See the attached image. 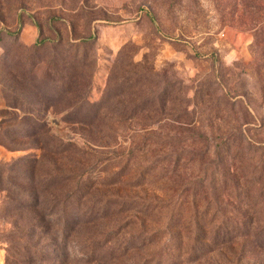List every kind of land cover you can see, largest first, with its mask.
Instances as JSON below:
<instances>
[{"label": "rangeland", "instance_id": "rangeland-1", "mask_svg": "<svg viewBox=\"0 0 264 264\" xmlns=\"http://www.w3.org/2000/svg\"><path fill=\"white\" fill-rule=\"evenodd\" d=\"M248 1L0 0V264H264L249 243L176 249L180 201L160 192L171 182L144 183L160 176L170 141L186 139L170 107L188 99L192 110L200 84L237 91L238 114L217 123L247 121V138L264 143V42ZM67 54L90 65L76 72L78 100L62 92ZM121 72L126 82L112 81ZM162 96L167 112H153ZM125 106L138 114L117 122ZM146 165L157 166L142 174Z\"/></svg>", "mask_w": 264, "mask_h": 264}, {"label": "trees", "instance_id": "trees-1", "mask_svg": "<svg viewBox=\"0 0 264 264\" xmlns=\"http://www.w3.org/2000/svg\"><path fill=\"white\" fill-rule=\"evenodd\" d=\"M246 7L252 18L256 20V24L260 25L258 27L260 32L256 33V45H259L264 42V0H249ZM45 42L46 39L42 40L40 44ZM66 57L69 58V61H59L63 69L62 92L67 93L71 99L78 100V89L83 86L85 81H78L76 72L79 68L89 70L90 65L85 63L80 65L77 61L78 55L67 54ZM36 65V63H32L31 66L36 67ZM52 65L57 66V62H52ZM263 66L264 62L261 61L258 63L257 69L264 70ZM89 73L86 71L85 75L89 76ZM110 75H113V70ZM33 77L35 78V76ZM257 77L264 89V71L258 72ZM127 79L125 73L121 72L120 75L114 76L112 81L116 80L119 84H124ZM209 84L211 86L208 85V88L207 86L203 87V84L197 86L192 110L189 109L188 99H185L187 103L184 100L179 102L176 100L175 107H170L173 111L171 113L173 119L179 122L177 134L180 137L186 135V139L170 141V146L175 151L168 154V158H166V154H163L157 160L162 169L160 176L157 175L154 179L152 174L144 183L150 184L155 180L159 183L162 181L166 185L165 181L171 182L172 187L163 186L160 188V192L165 194L167 190H170L173 200L180 201L177 213L179 218L175 221V227L179 233L177 234L176 249H183L196 242L215 247L249 243L264 249V217L257 218L247 214L251 210L259 209L264 212V143H260L261 140L257 141L256 135L251 136L253 139L247 138L245 133L253 130L248 126L246 127L247 131L243 130L242 126L248 123L247 121L240 122L236 118L225 123H217L221 115L238 114L236 111L238 100L235 98L239 93L229 89L218 95L216 90L215 92L211 90L212 83ZM88 96L87 91V99ZM167 99L162 96L156 102L153 112L156 110L161 114L165 113ZM181 102L186 103L185 109L178 105ZM73 104L71 103L70 107H73ZM239 104L243 108L241 113L245 118L248 110L242 103ZM48 109L51 110L49 105ZM138 109L137 106H125L123 113L120 114L121 120L117 122L133 119L138 114ZM143 109L148 110L149 108L143 107ZM104 110L108 109L105 106L99 107L98 114L103 115ZM198 114L200 117H205L206 122ZM149 125L148 123L144 124L145 127ZM209 133L217 136L209 137ZM168 143L162 142V144ZM181 144L184 146H180ZM147 163H151V161L149 160ZM147 165L141 171L142 174L149 175L150 171L157 166L154 165L151 168ZM172 168L174 170L168 177L166 171ZM180 168L182 171L190 170L189 176L181 175ZM239 178L244 181L242 188L239 187ZM256 184L260 185L259 190L255 189ZM219 186L223 188V191L229 190L230 192L225 195L227 197L225 203H223L222 196L217 194ZM254 190L257 194L255 198ZM239 196L245 198L242 204L238 199ZM159 205L161 209L167 207L164 202ZM223 207L230 209V216L226 219ZM241 209L245 211L241 212ZM147 224V220H144L143 226ZM234 224L239 228L230 231L228 228ZM160 233L157 232L154 235L159 236ZM150 261L147 259L143 264H149Z\"/></svg>", "mask_w": 264, "mask_h": 264}]
</instances>
